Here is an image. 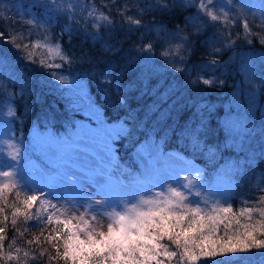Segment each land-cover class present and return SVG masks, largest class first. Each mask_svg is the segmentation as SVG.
Here are the masks:
<instances>
[{
  "label": "trees",
  "instance_id": "obj_1",
  "mask_svg": "<svg viewBox=\"0 0 264 264\" xmlns=\"http://www.w3.org/2000/svg\"><path fill=\"white\" fill-rule=\"evenodd\" d=\"M164 4L167 8L161 7ZM192 11L193 5L185 0H0L3 172H12V156L42 174L57 170L55 164L42 160L32 130L51 132L60 141L69 138L80 122L121 123L122 128L109 137V150L103 149L108 153L103 171L111 168L113 177L123 184L142 179L141 161L135 152L148 154L155 146L189 161L202 172L200 180L195 178L198 192L185 193L181 208L187 205L214 214L230 207L233 230L239 228L241 233L243 225L261 220L255 209L264 208V113L260 112L264 110V55L253 60L252 84L263 108L258 110L256 106L249 113L243 102L241 106L232 105L231 94L238 80L227 57L229 48L223 45L230 39L237 48L252 45L264 52V16L253 9L254 14L247 17L250 10L243 9L247 29L256 33L249 38L248 30H229L228 18L213 21L205 13L194 19ZM135 19L142 24L130 22ZM156 25L164 27L161 34L155 30ZM177 26L181 35L176 34V41L168 44L169 49L173 48L170 52L163 34L167 29L176 32ZM174 51L176 57L169 58ZM204 80L211 83L205 84ZM235 108L240 113L244 110L243 116L262 118L237 122L238 131L244 130L246 135L242 140L236 137V129L223 121L224 113ZM232 113L236 120L241 118L238 111ZM6 182L18 183L22 190L19 199L35 188L14 174L0 175V184ZM218 182L228 186L227 190L219 203L204 206L198 199L200 193ZM175 186L182 190L180 184ZM38 188L37 193L45 200L37 207L46 217L47 200L52 202L55 193L46 191L42 184ZM154 195L158 199H154L155 205L177 199L170 191ZM16 202L13 192L9 205ZM248 207L254 211L241 215ZM143 209H148L147 204ZM11 211V207L5 208L9 217L4 225L5 252L19 247L21 256L24 250H29L31 256V249H37L38 254L39 247L28 246L26 241L38 236L41 228L35 226V220L25 223L19 217L13 226ZM237 219L239 224L235 223ZM257 236L264 239L259 233ZM41 243L48 254H54L43 236ZM262 254L264 249L253 248L200 259L196 264H261ZM27 264H48V256L35 261L29 258ZM171 264H177V260L174 258Z\"/></svg>",
  "mask_w": 264,
  "mask_h": 264
},
{
  "label": "snow or ice",
  "instance_id": "obj_2",
  "mask_svg": "<svg viewBox=\"0 0 264 264\" xmlns=\"http://www.w3.org/2000/svg\"><path fill=\"white\" fill-rule=\"evenodd\" d=\"M230 4L233 7L238 5L244 10L252 7L249 0H230ZM261 6L264 7V0H261ZM161 7L167 8V5L164 4ZM207 14L213 21L218 19L210 12ZM130 22L135 25L142 24L140 19ZM180 31L182 30L177 26V32L168 34L170 39L167 42L172 44L176 39L175 34ZM183 40L187 41L188 37H184ZM168 54L167 51L164 53L165 56ZM62 82L67 83V81ZM203 82L211 83L209 80ZM192 136L196 139L194 134ZM158 164V157L144 161V165L151 168L153 172L159 170ZM196 172L197 180H200L202 172L200 170ZM82 173H84L83 176L76 178L73 174L60 177L54 173L50 176L54 181L63 179L73 190L83 192V181L86 179L98 193L104 196V200L92 201L90 204H100L109 199L122 197V191L112 193L105 188V185L113 182L123 184L122 180L113 177L111 168L91 176L86 170ZM0 175L10 177L12 173L5 171ZM184 187L188 188L189 185L185 184ZM21 191L18 183L0 184V217H2L0 219V261L3 264H13V262L27 264L29 258L34 261L40 260L46 254L48 264H171L174 258L177 264H196L200 259L229 256L248 252L253 248L264 249V239L257 236V233L264 236V208L255 209L262 219L255 224L243 225L244 231L241 233L239 228L233 230V218L228 215L233 211L230 207H222L214 214H205L198 207L185 205L181 208V203L184 201L183 194L176 188H172V195L177 199H165L148 209L133 208L131 212L116 211L112 222L107 223L106 230L102 226L98 230L94 226L96 215L91 220L86 219L84 215L62 218L54 211L45 209L48 214L46 217L42 216V210L37 205L45 200L43 195L33 191L19 199ZM13 192L17 202L9 205V196ZM47 202L50 209H55L56 206L50 200ZM6 207L12 209L11 224L13 226L17 225L19 217L23 218L25 223L35 220V226L41 228L38 236L26 241L28 246L35 244L39 247L38 254L37 249H31V256L29 250H24L21 256L22 249L19 247L15 248L14 252L11 250L5 252L6 227L4 225L9 219L5 214ZM253 211V208L248 207L241 215ZM235 223L239 224L240 221L237 219ZM221 228H223V234H220ZM27 230L26 227L25 231ZM20 234L23 235V233ZM41 236L54 254H48L43 248ZM165 240L167 243H163ZM8 247L11 249L12 245L9 244ZM261 264H264V259Z\"/></svg>",
  "mask_w": 264,
  "mask_h": 264
},
{
  "label": "rangeland",
  "instance_id": "obj_3",
  "mask_svg": "<svg viewBox=\"0 0 264 264\" xmlns=\"http://www.w3.org/2000/svg\"><path fill=\"white\" fill-rule=\"evenodd\" d=\"M185 2H189L193 5V11L190 16L194 19L200 14L203 15L209 12L211 14L213 13V15L216 14L220 21L228 18L230 20L228 24L229 30L234 31V33L248 30L247 33L250 35L249 38L256 35V33L247 29L245 17L253 15L255 10L260 15L264 16V7L261 6V3H257L255 0H249L252 7L249 8L250 14L247 13L246 16L243 14V9L238 5L235 7L231 6L230 0H185ZM205 9L206 11H204ZM240 25L241 27H239ZM155 30L161 34L162 30L164 31V27L162 25H156ZM165 31L166 32H164L163 35L167 39L166 48L169 49V43L167 41L170 39V36L168 34L173 32V29H167ZM176 34L181 35V32ZM218 35H220V33H218ZM222 37L223 34H221V38ZM174 41H176V39ZM233 42L234 41L227 39V42L223 45L224 47L229 48V56L227 57L232 61L230 63L235 68V70L234 68L232 70L237 74L236 77L238 80L233 87V93L231 94L233 101L232 105L236 107L237 103L241 106L240 102H243L246 106L245 111L249 113H252L256 106H258V110H261L264 104L262 105L258 99L257 89L252 87L254 86L252 84L255 75V65L253 60L256 59L257 61L260 56L264 55V52L258 46L252 47V45H244L246 47L243 49L237 48L233 45ZM172 49L173 48L169 49L170 52H172ZM166 57L168 58V56ZM174 57H176L175 51L169 55V58ZM174 61H176V59ZM225 106L227 107V104H225ZM242 108H244V106H242ZM235 111L240 113L236 108L232 109V111L227 110L223 115V121L225 120V123H227L231 129H236V137L238 140H242L246 135L244 134V130L242 132L238 131L240 124L237 122L244 120L245 122L243 123H250L253 120H259L262 118L258 117V115H256L255 118L243 116V110L239 116L241 118L236 120V116L232 113ZM260 112L264 113V110H261ZM121 128V123L105 124L98 121L96 125H91L80 122L77 129H74L71 132L69 138H60V141L48 131L40 132L38 130H32V134L38 144V152L42 160H47V163L50 165H56L57 170L52 174L55 173L60 177H63L65 174H73L74 178H76L84 175V173H82L83 170L88 171L90 176L103 171L105 160L108 155L107 151H103V149L109 150V137L113 135L115 129ZM135 154L141 161L139 170L143 173L144 177L142 179L130 181L127 184L124 183L120 185L116 182L105 185V188L109 192L118 193L122 191V197L109 199L100 204H90L92 201L104 200V196L98 193L95 187L90 185L86 179L83 181L84 192L75 191L70 185L64 182L63 179L54 181L52 176H50L52 174H42L35 167L25 166L18 156L11 157V173L19 176L26 184L31 183L32 187L34 184L35 188L33 187V190L36 192L39 190L38 186L40 187V184L45 186L46 191L48 189L50 193L51 191L54 192L55 195L51 197L52 204L56 207L55 209H50L49 207V211H54L56 215H59L62 218L71 215H84L86 219L91 220L92 217L96 215L94 226H96L98 230L101 226L106 230L107 223L112 222V216L116 211L131 212L133 208L143 209L146 204L148 208L154 207V199L158 200L155 198L154 193L172 192L171 190L172 188H176V184L181 185L182 190L180 192L184 197L185 193L198 192L199 183L195 179L197 176V170L189 161L176 155L161 152L160 149L155 146L151 148V151L148 154L145 152L141 153L140 150H137ZM13 157L16 158L13 159ZM153 157H158L159 159V170L155 172L144 165V161L152 159ZM4 168L5 166L0 163V173H3ZM185 184H188L189 187L185 188ZM219 184L220 182L214 183L207 189H203L200 193L201 195L198 199L204 206L219 203L222 193L228 188V186H221ZM95 212L100 214L97 215Z\"/></svg>",
  "mask_w": 264,
  "mask_h": 264
}]
</instances>
